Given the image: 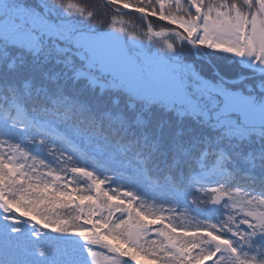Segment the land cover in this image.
I'll use <instances>...</instances> for the list:
<instances>
[{
  "label": "snow or ice",
  "instance_id": "obj_1",
  "mask_svg": "<svg viewBox=\"0 0 264 264\" xmlns=\"http://www.w3.org/2000/svg\"><path fill=\"white\" fill-rule=\"evenodd\" d=\"M105 3L0 0V264H264V0Z\"/></svg>",
  "mask_w": 264,
  "mask_h": 264
},
{
  "label": "trees",
  "instance_id": "obj_2",
  "mask_svg": "<svg viewBox=\"0 0 264 264\" xmlns=\"http://www.w3.org/2000/svg\"><path fill=\"white\" fill-rule=\"evenodd\" d=\"M72 2L87 5L90 10L98 13L97 20L104 19L106 24L110 22L112 16L117 15L114 11H112V7L105 3V0H72ZM120 16L126 22V26H128L129 31H134L131 27L132 24L140 25L138 15L133 16L121 13ZM152 22L157 28L167 26L164 23L158 22L155 18H153ZM137 35H139V31H137ZM157 47H159V45H157ZM228 63V61H221L222 70L228 71Z\"/></svg>",
  "mask_w": 264,
  "mask_h": 264
},
{
  "label": "rangeland",
  "instance_id": "obj_3",
  "mask_svg": "<svg viewBox=\"0 0 264 264\" xmlns=\"http://www.w3.org/2000/svg\"><path fill=\"white\" fill-rule=\"evenodd\" d=\"M117 26H119V25H117Z\"/></svg>",
  "mask_w": 264,
  "mask_h": 264
}]
</instances>
